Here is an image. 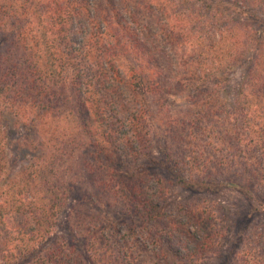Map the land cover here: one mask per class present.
<instances>
[{"label": "trees", "instance_id": "trees-1", "mask_svg": "<svg viewBox=\"0 0 264 264\" xmlns=\"http://www.w3.org/2000/svg\"><path fill=\"white\" fill-rule=\"evenodd\" d=\"M225 187L264 200V0H0V264H205Z\"/></svg>", "mask_w": 264, "mask_h": 264}, {"label": "rangeland", "instance_id": "rangeland-1", "mask_svg": "<svg viewBox=\"0 0 264 264\" xmlns=\"http://www.w3.org/2000/svg\"><path fill=\"white\" fill-rule=\"evenodd\" d=\"M241 75V70L235 71L230 77V86L235 89L237 83L239 82ZM175 100V98H172ZM175 105L179 106L183 104L182 99L176 98ZM17 135L14 138H11L12 142L15 141ZM13 156L18 157L17 151L13 150ZM20 160L18 159L17 162ZM245 193L237 188V187H225L221 188L219 191L212 193L215 199L220 201L223 205H225L231 215L232 218V230L228 232V237L221 243H219V247L210 250L209 259H207L205 264H230L229 253L232 249L233 239L235 236V227L240 222V220H244L245 224H256L264 222V200L260 199H249ZM192 196V192L187 190L184 187H176L173 190V198L177 200H187ZM112 215L111 213H104ZM123 219H125L123 217ZM128 219H125L127 222ZM217 250H220L217 252ZM146 253V252H145ZM163 253V252H160ZM150 255V254H149ZM152 261L158 263L162 258L160 256H151ZM162 263V261H161Z\"/></svg>", "mask_w": 264, "mask_h": 264}]
</instances>
